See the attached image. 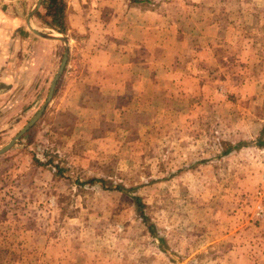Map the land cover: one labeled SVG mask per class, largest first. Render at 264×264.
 <instances>
[{"label": "rangeland", "instance_id": "obj_1", "mask_svg": "<svg viewBox=\"0 0 264 264\" xmlns=\"http://www.w3.org/2000/svg\"><path fill=\"white\" fill-rule=\"evenodd\" d=\"M140 3L144 43L41 14L67 61L0 154V264H264V0ZM64 51L2 108L0 148Z\"/></svg>", "mask_w": 264, "mask_h": 264}, {"label": "crops", "instance_id": "obj_2", "mask_svg": "<svg viewBox=\"0 0 264 264\" xmlns=\"http://www.w3.org/2000/svg\"><path fill=\"white\" fill-rule=\"evenodd\" d=\"M110 1L68 0L64 11L61 0H41L40 7L29 18V13L37 0H0V123L3 122L2 108L9 105L13 92L22 84L36 87V84L44 82L54 65L57 51L63 45L61 40L35 34L28 26V19L33 28L44 34L62 33V29L58 31L52 28L51 24L44 23L40 19L41 14L48 10L51 14L64 18L65 24L75 27L77 31L81 27L88 26L91 29L100 26L101 28L115 27L117 23H120L123 27H127V32L122 31L124 36L144 43L147 37V26L144 20L146 17L143 16V20L140 18L138 22L129 23L127 20V14L130 11H139V16L146 15L142 12L141 3L120 0L121 3L124 2L129 6L122 20V18L114 17L120 9L118 2ZM89 13H93L94 18ZM131 31L137 32L133 38L128 36ZM103 48L101 46L92 55L93 60L109 57L107 50Z\"/></svg>", "mask_w": 264, "mask_h": 264}, {"label": "water", "instance_id": "obj_3", "mask_svg": "<svg viewBox=\"0 0 264 264\" xmlns=\"http://www.w3.org/2000/svg\"><path fill=\"white\" fill-rule=\"evenodd\" d=\"M40 3H41V0H37L34 8L29 13V18L35 12V10L38 7H40ZM28 26L35 34H37L39 36L41 35L42 37H45V38L61 40L65 45V51H64L61 63L59 65V68L57 69L55 75L51 78L52 80H51V83L49 86V90H48V94H47L45 102L43 103L41 108L38 110V112L35 114V116L12 139H10V142H8L5 146L0 148V154L7 151L17 141V138H19L28 128H30L34 124V122L41 116V114H43V111H44L46 105L48 104V102L52 98L58 77H60V75L62 74L63 68H64L66 61H67L68 46H67V40L63 36L44 34L41 31L33 28V26H31V24L29 22V19H28Z\"/></svg>", "mask_w": 264, "mask_h": 264}, {"label": "trees", "instance_id": "obj_4", "mask_svg": "<svg viewBox=\"0 0 264 264\" xmlns=\"http://www.w3.org/2000/svg\"><path fill=\"white\" fill-rule=\"evenodd\" d=\"M130 2H132V3H140V2H142V0H130ZM226 145H227L226 150H231V149L237 148L239 144L238 143L237 144L226 143ZM91 181H93V178L91 179ZM114 188L115 189H118V190H124L122 186H118V185L115 186ZM135 202H136V205L138 207V210L141 213V218L145 221V223H147L148 218L143 214V212H141V209H142V207H143L144 204L142 203V201H141V199L139 197H136L135 198Z\"/></svg>", "mask_w": 264, "mask_h": 264}]
</instances>
